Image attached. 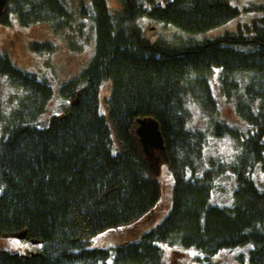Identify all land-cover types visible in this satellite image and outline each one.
<instances>
[{
	"label": "trees",
	"instance_id": "1",
	"mask_svg": "<svg viewBox=\"0 0 264 264\" xmlns=\"http://www.w3.org/2000/svg\"><path fill=\"white\" fill-rule=\"evenodd\" d=\"M230 0H121L110 13L106 0H90L96 51L79 78L64 84L71 104L47 126L38 125L53 97L51 85L18 68L0 51V80L17 94V106L0 130V236L26 233L42 244L20 255L0 250V264H165L161 244L195 249L205 257L246 249L249 264H264V191L252 176L264 162V18L211 40L171 46L141 34L137 18L172 25L188 34L213 30L239 15ZM66 0H7L0 25L15 15L22 26L48 24L55 35L72 25ZM84 15L86 2L80 5ZM38 54L51 42L31 43ZM218 68L224 97L236 98L245 129L213 124L215 137L239 144L235 164L200 169L206 133L190 126L188 99L208 116L216 113L211 76ZM244 81H237L236 75ZM111 83L107 117L100 90ZM141 120H155L163 159L173 177L167 216L139 240L113 249H91L87 239L133 225L160 201L149 157L137 135ZM158 151V150H157ZM218 163V164H216ZM232 171L234 203L211 202L215 182Z\"/></svg>",
	"mask_w": 264,
	"mask_h": 264
},
{
	"label": "rangeland",
	"instance_id": "2",
	"mask_svg": "<svg viewBox=\"0 0 264 264\" xmlns=\"http://www.w3.org/2000/svg\"><path fill=\"white\" fill-rule=\"evenodd\" d=\"M112 14L121 12V0H106ZM170 0H156L164 5ZM86 2L89 11L84 15L80 5ZM229 5L239 11V15L229 22L204 33L188 34L172 25L151 20L146 14L137 18V25L142 36L152 43L165 42L171 46L191 44L195 41L211 40L234 32L239 26L249 25L255 20L264 18V0H230ZM90 0H67L66 7L72 15V25L63 33L55 35L50 25L36 24L30 27L22 26L15 15L11 16V25H0V51L10 55L15 65L27 72L39 76L48 82L53 89V97L44 114L39 118L38 125L45 127L49 120L63 114L64 108L71 103L64 100L60 94L62 86L80 77L87 65L93 59L96 51V30L93 22V11ZM116 15V14H115ZM49 41L54 52L38 54L30 49L31 43ZM220 70L214 69L211 76L212 94L217 103L216 113L208 116L193 100L188 99L186 108L190 116L191 128L206 133L207 143L204 149L200 169L212 162H221L231 166L236 163L240 152L239 144L230 137H215L213 124L220 122L235 129L248 132L238 118L234 99L223 96L219 81ZM237 81H244L241 75H236ZM111 91V83L105 82L100 90V113L107 117L106 100ZM17 94L13 89L0 80V130L6 114L14 111L17 106ZM158 160L155 162L154 175L160 182V201L156 210L142 218L137 223L125 227L105 230L87 239L91 249H113L114 247L135 242L140 237L157 226L169 213L171 208V193L173 177L167 163L161 158L163 152L155 150ZM216 163V164H218ZM252 176L257 187L264 191V162L260 164ZM215 190L211 199L213 205L231 206L234 203L236 182L232 171H228L215 182ZM165 264H249V253L246 249L221 251L211 257H205L195 249L170 248L161 244ZM42 244L33 243L17 236H0V250L26 255L38 252Z\"/></svg>",
	"mask_w": 264,
	"mask_h": 264
},
{
	"label": "water",
	"instance_id": "3",
	"mask_svg": "<svg viewBox=\"0 0 264 264\" xmlns=\"http://www.w3.org/2000/svg\"><path fill=\"white\" fill-rule=\"evenodd\" d=\"M7 0H0V16L5 11ZM137 135L149 157H153L152 151L163 150L164 143L159 125L155 120H141L136 130ZM20 239L26 238V233L17 235Z\"/></svg>",
	"mask_w": 264,
	"mask_h": 264
},
{
	"label": "bare ground",
	"instance_id": "4",
	"mask_svg": "<svg viewBox=\"0 0 264 264\" xmlns=\"http://www.w3.org/2000/svg\"><path fill=\"white\" fill-rule=\"evenodd\" d=\"M67 1V0H66Z\"/></svg>",
	"mask_w": 264,
	"mask_h": 264
}]
</instances>
